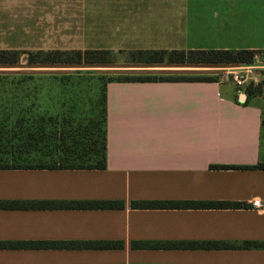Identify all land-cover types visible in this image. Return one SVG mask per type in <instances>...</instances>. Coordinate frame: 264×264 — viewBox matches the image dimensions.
<instances>
[{
    "label": "crops",
    "instance_id": "obj_1",
    "mask_svg": "<svg viewBox=\"0 0 264 264\" xmlns=\"http://www.w3.org/2000/svg\"><path fill=\"white\" fill-rule=\"evenodd\" d=\"M231 1L188 0L189 29L233 34L171 49L263 51L264 0ZM239 66L147 65L159 70L122 75L158 80L109 81L103 169H0V264H264L263 246L245 247L264 244L252 205L264 202V54L243 65L257 86L220 81ZM192 76L218 79H162ZM96 202L116 206H83ZM99 242L116 246H87Z\"/></svg>",
    "mask_w": 264,
    "mask_h": 264
},
{
    "label": "rangeland",
    "instance_id": "obj_2",
    "mask_svg": "<svg viewBox=\"0 0 264 264\" xmlns=\"http://www.w3.org/2000/svg\"><path fill=\"white\" fill-rule=\"evenodd\" d=\"M187 4L188 0H0V49L21 52L18 64L0 65V75L14 77L79 72L83 75L80 80L82 86L56 88V96L53 93L48 96L46 86L41 92L31 89L28 106L31 110L38 108L34 114H43L51 105L56 106L65 92V97L71 96L73 106L78 107L76 118H84L101 97L104 81L123 76L128 70H159L146 69L148 67L143 66L147 65L139 64H135L139 67H133L137 69L130 68L132 64L125 62L131 60V52L162 47L209 46L233 34V31L189 29L193 25L188 20ZM57 48H107L115 52L116 63H26L24 52ZM92 99L96 103L91 102Z\"/></svg>",
    "mask_w": 264,
    "mask_h": 264
},
{
    "label": "trees",
    "instance_id": "obj_3",
    "mask_svg": "<svg viewBox=\"0 0 264 264\" xmlns=\"http://www.w3.org/2000/svg\"><path fill=\"white\" fill-rule=\"evenodd\" d=\"M124 51V50H120ZM28 65H82L114 64L115 52L107 48L85 49H37L24 52ZM264 50L254 49H139L131 52L128 64H190V65H250ZM21 52L0 49V65L20 62ZM83 75L51 74L22 76L0 75V169H103L106 167V85L118 81H156L152 75H123L103 82L101 97L88 116L78 119L73 98L64 97L51 105L43 114H34L28 106L31 89L39 92L48 88V96H56V88L82 86ZM101 80L100 78H98ZM164 80L212 81V76L165 77ZM79 80V82H78ZM59 94L61 90H59ZM38 92V93H39ZM91 102L96 103L92 99ZM33 104V103H32ZM34 105V104H33ZM41 105V104H40ZM42 106V105H41ZM43 107V106H42ZM85 115L84 113H80ZM14 164V165H10ZM264 168V164L258 165ZM223 168H231L223 166ZM257 168V166H253ZM0 202V206H6ZM7 204H9L7 202ZM226 203H206L200 206H227ZM85 207H114L116 203L96 202ZM134 206L150 207L148 202ZM94 248L116 246L111 243L88 244ZM264 247L260 243H246L245 247Z\"/></svg>",
    "mask_w": 264,
    "mask_h": 264
},
{
    "label": "built area",
    "instance_id": "obj_4",
    "mask_svg": "<svg viewBox=\"0 0 264 264\" xmlns=\"http://www.w3.org/2000/svg\"><path fill=\"white\" fill-rule=\"evenodd\" d=\"M253 68L250 66L244 67L243 65L239 67L227 68L221 76L222 82H233L239 89L245 88L252 84L257 86L259 83L253 77ZM253 207L264 210V202L261 200H254L252 202Z\"/></svg>",
    "mask_w": 264,
    "mask_h": 264
}]
</instances>
